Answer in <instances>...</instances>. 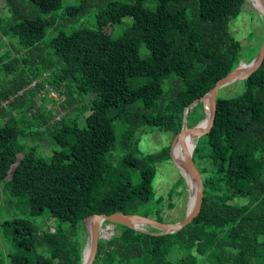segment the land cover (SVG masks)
<instances>
[{
  "label": "trees",
  "instance_id": "16d2710c",
  "mask_svg": "<svg viewBox=\"0 0 264 264\" xmlns=\"http://www.w3.org/2000/svg\"><path fill=\"white\" fill-rule=\"evenodd\" d=\"M145 1L109 0L94 27L66 32L52 14L63 0H5L0 186L28 215L2 222L15 247L9 264H83V220L95 213L156 214L164 221L166 200L176 206L175 189L156 197L154 180L158 164L172 159L171 144L146 152L141 136L149 130L176 136L185 109L259 52L261 41L250 49L231 29L247 0ZM94 4L79 0L64 13L75 20ZM127 16L132 23L113 36L108 29ZM6 42L12 47L3 51ZM242 82L240 93L218 95L215 123L203 135L207 153L203 136L197 140L193 156L204 179L199 215L162 235L115 224V233L99 240L93 264H264V61ZM46 85L63 98L47 91L38 103ZM48 138L60 147L48 158L43 145L23 142ZM47 217L54 223L46 224ZM0 264H6L1 252Z\"/></svg>",
  "mask_w": 264,
  "mask_h": 264
},
{
  "label": "rangeland",
  "instance_id": "374dc122",
  "mask_svg": "<svg viewBox=\"0 0 264 264\" xmlns=\"http://www.w3.org/2000/svg\"><path fill=\"white\" fill-rule=\"evenodd\" d=\"M109 0H95V4L91 7L90 11L85 14L83 17L69 20L66 13H64V8L69 3H78L79 0H63V7L54 11L52 14L56 15V24L59 25L64 31L70 32L76 28H80L82 26H95L96 23V13L99 8L104 6ZM148 3V0L145 1ZM5 7V0H0V14L5 12L2 9ZM42 16H48L47 13H41ZM51 15V14H50ZM133 18L130 16L125 17L122 22L115 24L112 28L110 27L108 30L113 32V36H118L132 23ZM231 29L234 34L242 40L244 45H249L250 49H253V45L259 43V41H263L264 36V18L259 9L254 5L253 0H247L243 5L241 14L231 21ZM253 33V34H252ZM52 34H48L42 41V44L46 45L50 39ZM4 41V40H3ZM2 41V42H3ZM7 42L5 43L3 51L8 47H6ZM252 45V46H251ZM11 46V45H10ZM12 47V46H11ZM249 47L245 50V53L250 51ZM142 55L148 52V50L142 46L141 48ZM49 52V49L48 51ZM2 53V50L0 51ZM52 53V51H51ZM242 62H245L243 60ZM4 78L2 74H0V83ZM244 89V84L242 81H236L231 83L224 88H222L219 92L222 96H232L240 93ZM47 95L46 91H42L38 93L36 96V101L39 103L42 101V97ZM63 98V97H60ZM88 96H85L84 99H88ZM206 101L203 103L196 105L192 110L190 117L188 119L189 127H193L203 121L207 116L206 110ZM48 107H55L53 102L48 103ZM208 107L210 109V105L208 102ZM148 129V128H146ZM120 130V129H119ZM145 129H143L144 131ZM142 131V132H143ZM175 136L174 133L168 131H160V130H149L146 133H143L141 136L140 147L146 152H155L160 150L162 147L172 144ZM205 137L203 136L201 140V146L203 148V153H207L208 147L204 144ZM23 142L29 145L39 144L42 146V152L45 157H50L52 155V151L54 149H60L58 145L52 142V139L48 138V140L44 143H40L39 141L32 139H23ZM194 142L196 143L195 139ZM20 155V154H19ZM200 167L201 162H198ZM183 175L174 162L173 159L165 160L158 164V173L157 177L154 180L155 187V196L158 197L160 195H166L175 189V194L173 197V201L176 202V206L174 208H170L168 206L169 199L166 200V205L163 210V214L165 216V222L176 223L184 219L188 209L191 205V199L193 196L192 187H190L188 181H184L182 178ZM248 198H239L237 201H247ZM149 207L143 209L148 211ZM16 217H28L27 212L24 210L23 206L20 202H18V198L9 195L8 191H4V185L0 186V252L3 254L5 258L6 264H9L10 254L15 251V247L11 242V234H9L6 230L5 222L7 220H12ZM149 217L156 218V214H152ZM44 218H38L36 222L52 224L54 223V218H48L44 220ZM108 224H105L106 226ZM110 229L105 232L103 235L105 238H110L116 231L115 224H109ZM111 231V232H110ZM89 242L88 234L86 236V245ZM172 258L175 257L174 254L171 255ZM202 257V256H199ZM202 257L201 260H203ZM205 261V260H204ZM207 263V261L205 262Z\"/></svg>",
  "mask_w": 264,
  "mask_h": 264
},
{
  "label": "water",
  "instance_id": "95a60500",
  "mask_svg": "<svg viewBox=\"0 0 264 264\" xmlns=\"http://www.w3.org/2000/svg\"><path fill=\"white\" fill-rule=\"evenodd\" d=\"M264 18V0H260V8H258ZM264 61V36L263 41L260 46L259 52L256 57L249 63L240 62V64L230 71L225 77L219 79L215 86L208 91L205 95L200 97L199 99L194 100L184 112V119L181 131L175 136L172 144H171V156L178 168L180 169L182 175L189 182V179L194 184L193 191V204L189 207L188 212L184 219L176 223H169L165 221H160L157 218L144 216L141 214L135 213H124V212H114L111 214L106 213H95L88 217H85L83 220V224L88 232L89 242L87 246L84 248L83 254V264H93L94 259L98 252L99 240L101 238H105L102 232V225L109 221L110 224H123L128 227L134 228L136 230L146 231L147 226L158 229V232H154V234L162 235L169 234L180 231L186 225L191 223L200 213L203 200H204V179L202 173L200 171V167L194 159V151L197 145V140L207 134L213 127L217 114V98L219 92L225 86L234 83L236 81H243L247 79L251 74L256 72L259 67L262 65ZM208 101L210 105V115H209V123L207 128L200 129L199 124L189 127L188 119L192 110L199 102ZM188 134H192L195 139V148L193 151L186 150L185 147V138ZM179 143L184 148V161L182 164H179L175 155H174V147L176 143ZM21 162V158L19 157L17 162L13 165L10 172L14 170L18 164ZM11 174L9 177H12ZM189 178V179H188ZM190 187L191 184L189 183ZM91 220L89 224L88 221ZM109 225V224H108Z\"/></svg>",
  "mask_w": 264,
  "mask_h": 264
},
{
  "label": "bare ground",
  "instance_id": "6f19581e",
  "mask_svg": "<svg viewBox=\"0 0 264 264\" xmlns=\"http://www.w3.org/2000/svg\"><path fill=\"white\" fill-rule=\"evenodd\" d=\"M253 3H254V5H256L257 8H260V0H253ZM206 104H207L206 105V110H207L208 116L205 118V120L203 122L200 123V129L207 128L208 123H209L210 109L208 107V101H206ZM185 147H186V150H188V151H193L194 150L195 142H194V138H193L192 134H188L186 136V138H185ZM174 155H175L177 161L179 162V164H182V162L184 161V148L178 142L176 143V145L174 147ZM189 183L191 184L192 191H194V184L192 183V181L190 179H189ZM192 204H193V196H192V199H191V205L190 206H192ZM88 223L89 224L91 223L90 219H89ZM109 229H110L109 227H106V226L102 225L103 234L105 232H107Z\"/></svg>",
  "mask_w": 264,
  "mask_h": 264
},
{
  "label": "built area",
  "instance_id": "2783aa9c",
  "mask_svg": "<svg viewBox=\"0 0 264 264\" xmlns=\"http://www.w3.org/2000/svg\"><path fill=\"white\" fill-rule=\"evenodd\" d=\"M37 82H38V80L36 81H34L32 84H31V86H35V85H37ZM44 91H49L50 92V95L52 96V97H54V98H56V99H58V98H60V96H59V92H57V91H55L54 89H52V87H50L49 85H46V88L45 89H43ZM6 103L7 102H5V105H6Z\"/></svg>",
  "mask_w": 264,
  "mask_h": 264
}]
</instances>
